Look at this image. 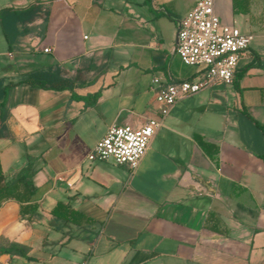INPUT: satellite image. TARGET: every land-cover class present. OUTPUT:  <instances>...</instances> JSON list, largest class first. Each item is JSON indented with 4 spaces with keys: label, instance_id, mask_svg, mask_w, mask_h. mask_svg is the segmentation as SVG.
Returning a JSON list of instances; mask_svg holds the SVG:
<instances>
[{
    "label": "crops",
    "instance_id": "0c3cea01",
    "mask_svg": "<svg viewBox=\"0 0 264 264\" xmlns=\"http://www.w3.org/2000/svg\"><path fill=\"white\" fill-rule=\"evenodd\" d=\"M197 1L0 0L41 6L11 48L0 24V78L58 66L77 84L8 95L0 164L6 181L32 165L41 217L0 204V237L32 258L7 264H264V0H214L223 26L252 36L231 84L175 104L135 169L88 159L110 126L159 117L154 78L199 77L176 54ZM58 203L90 223L59 225Z\"/></svg>",
    "mask_w": 264,
    "mask_h": 264
},
{
    "label": "built area",
    "instance_id": "2783aa9c",
    "mask_svg": "<svg viewBox=\"0 0 264 264\" xmlns=\"http://www.w3.org/2000/svg\"><path fill=\"white\" fill-rule=\"evenodd\" d=\"M251 41L252 36L238 28L221 24L214 11V0H198L195 7L178 22L176 54L186 66L198 68L199 77L165 83L154 78L152 87L157 89L155 101L159 117L150 118L139 127L110 126L88 159L112 160L135 169L175 104L216 82L231 84L234 81ZM44 52L49 53L50 49H44Z\"/></svg>",
    "mask_w": 264,
    "mask_h": 264
},
{
    "label": "trees",
    "instance_id": "16d2710c",
    "mask_svg": "<svg viewBox=\"0 0 264 264\" xmlns=\"http://www.w3.org/2000/svg\"><path fill=\"white\" fill-rule=\"evenodd\" d=\"M40 5H30L21 10L6 8L0 11V24L3 35L8 43L9 48L16 42L19 36L18 25L27 27V24L34 21L40 15ZM48 16V12H46ZM64 70L60 67H52L45 70H35L25 74L24 78L13 84H6L4 79L0 78V137L7 136L8 131L5 125L9 117V108L7 106L8 95L14 86L26 85L32 89L47 91L71 90L77 86L76 79L66 78L63 76ZM74 98H78L72 95ZM36 171L32 165L24 173L17 176L11 181H6L0 164V204L15 200L19 204V215L21 219L29 222H36L41 217L40 206L32 201L36 192L33 178ZM54 221L59 225L74 224L82 227L83 223H90L86 216L73 210L69 205L58 203L50 212ZM15 255L27 260H32L28 256L27 249L19 244H9L6 248L0 250V256Z\"/></svg>",
    "mask_w": 264,
    "mask_h": 264
},
{
    "label": "rangeland",
    "instance_id": "374dc122",
    "mask_svg": "<svg viewBox=\"0 0 264 264\" xmlns=\"http://www.w3.org/2000/svg\"><path fill=\"white\" fill-rule=\"evenodd\" d=\"M9 245V242L4 237H0V250L6 248ZM7 256H0V264H7Z\"/></svg>",
    "mask_w": 264,
    "mask_h": 264
}]
</instances>
